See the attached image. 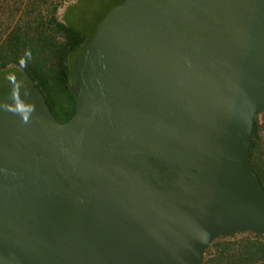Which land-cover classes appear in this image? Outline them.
<instances>
[{"label":"water","instance_id":"1","mask_svg":"<svg viewBox=\"0 0 264 264\" xmlns=\"http://www.w3.org/2000/svg\"><path fill=\"white\" fill-rule=\"evenodd\" d=\"M85 47L68 123L36 86L0 95V264H202L264 236V0H126Z\"/></svg>","mask_w":264,"mask_h":264},{"label":"trees","instance_id":"2","mask_svg":"<svg viewBox=\"0 0 264 264\" xmlns=\"http://www.w3.org/2000/svg\"><path fill=\"white\" fill-rule=\"evenodd\" d=\"M79 1L0 0V75L20 71L29 80V89L36 86L42 92L62 124L76 114L72 94L76 68L96 31L88 37L60 18L61 9ZM250 164L264 188V115L255 119ZM202 264H264V236L242 233L221 238L208 248Z\"/></svg>","mask_w":264,"mask_h":264},{"label":"rangeland","instance_id":"3","mask_svg":"<svg viewBox=\"0 0 264 264\" xmlns=\"http://www.w3.org/2000/svg\"><path fill=\"white\" fill-rule=\"evenodd\" d=\"M125 0H81L76 2L69 9L63 8L59 12L60 18H64L76 29L82 31L86 36L91 37L102 19L108 15L118 5ZM75 59H73L74 61ZM15 76V81L11 82L8 77ZM17 85L19 86L17 89ZM29 80L20 71L9 70L0 75V95L11 91H21L29 89Z\"/></svg>","mask_w":264,"mask_h":264},{"label":"clouds","instance_id":"4","mask_svg":"<svg viewBox=\"0 0 264 264\" xmlns=\"http://www.w3.org/2000/svg\"><path fill=\"white\" fill-rule=\"evenodd\" d=\"M30 56V53L28 54ZM20 63L23 65L25 63V61L22 59L20 61ZM8 79L11 81V82H14L15 81V76L14 75H10L8 77ZM18 85H17V89H18ZM11 110V109H10ZM19 112L23 113V120L25 123H27L28 119H29V114L31 113V111H33V109L31 107L29 108H25L24 105L21 103V104H18L17 106V109Z\"/></svg>","mask_w":264,"mask_h":264}]
</instances>
